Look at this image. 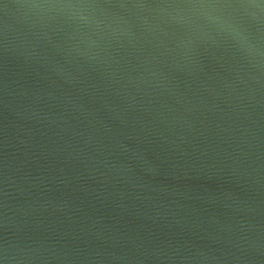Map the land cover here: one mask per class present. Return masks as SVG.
<instances>
[{
  "label": "water",
  "instance_id": "obj_1",
  "mask_svg": "<svg viewBox=\"0 0 264 264\" xmlns=\"http://www.w3.org/2000/svg\"><path fill=\"white\" fill-rule=\"evenodd\" d=\"M0 264H264V0H0Z\"/></svg>",
  "mask_w": 264,
  "mask_h": 264
}]
</instances>
